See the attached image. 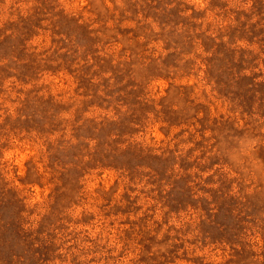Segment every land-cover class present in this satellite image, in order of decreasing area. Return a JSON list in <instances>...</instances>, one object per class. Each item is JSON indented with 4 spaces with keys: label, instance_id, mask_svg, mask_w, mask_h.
Instances as JSON below:
<instances>
[{
    "label": "rangeland",
    "instance_id": "374dc122",
    "mask_svg": "<svg viewBox=\"0 0 264 264\" xmlns=\"http://www.w3.org/2000/svg\"><path fill=\"white\" fill-rule=\"evenodd\" d=\"M0 264H264V0H0Z\"/></svg>",
    "mask_w": 264,
    "mask_h": 264
}]
</instances>
